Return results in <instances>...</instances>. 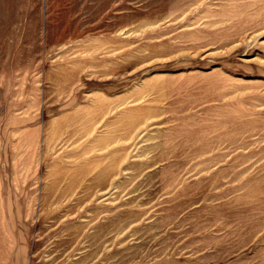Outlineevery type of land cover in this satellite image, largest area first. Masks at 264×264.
Listing matches in <instances>:
<instances>
[{
	"label": "rangeland",
	"instance_id": "obj_1",
	"mask_svg": "<svg viewBox=\"0 0 264 264\" xmlns=\"http://www.w3.org/2000/svg\"><path fill=\"white\" fill-rule=\"evenodd\" d=\"M0 264H264V0H0Z\"/></svg>",
	"mask_w": 264,
	"mask_h": 264
}]
</instances>
